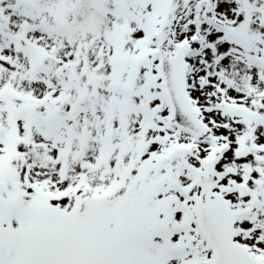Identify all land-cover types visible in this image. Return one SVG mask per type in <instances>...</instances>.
Returning <instances> with one entry per match:
<instances>
[{"label":"snow or ice","instance_id":"1","mask_svg":"<svg viewBox=\"0 0 264 264\" xmlns=\"http://www.w3.org/2000/svg\"><path fill=\"white\" fill-rule=\"evenodd\" d=\"M0 264H264V0H0Z\"/></svg>","mask_w":264,"mask_h":264}]
</instances>
